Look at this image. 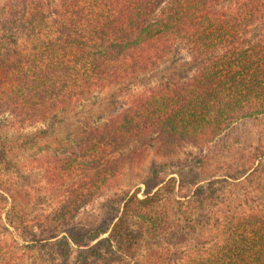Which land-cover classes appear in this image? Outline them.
I'll return each instance as SVG.
<instances>
[{
	"label": "trees",
	"instance_id": "trees-1",
	"mask_svg": "<svg viewBox=\"0 0 264 264\" xmlns=\"http://www.w3.org/2000/svg\"><path fill=\"white\" fill-rule=\"evenodd\" d=\"M181 52L187 71L145 78ZM113 86L125 102L86 123L53 177L63 219L34 222L0 172L3 228L23 241L0 243V264L28 251L53 264L74 251L73 264H264V141L209 169L239 124L264 121V0H0V120L36 126Z\"/></svg>",
	"mask_w": 264,
	"mask_h": 264
},
{
	"label": "rangeland",
	"instance_id": "rangeland-1",
	"mask_svg": "<svg viewBox=\"0 0 264 264\" xmlns=\"http://www.w3.org/2000/svg\"><path fill=\"white\" fill-rule=\"evenodd\" d=\"M190 56L179 53L175 59L165 63L163 70L146 73L144 76L147 80L162 77L165 73H170L174 70H185L190 68ZM104 89L93 98H86L78 101L75 105L66 109L65 113H61L57 118L53 119L51 115L43 118L36 126L19 128L12 125L11 120H0V136L1 141L6 145V152L0 159L1 179L4 185L8 186L12 192H18L16 196L22 206L29 204V210L33 211L30 214L34 222L36 217H57L56 220L63 219L60 217L61 203L67 195L59 191L53 184V177H56L55 172L67 173L75 152L79 150L83 139L85 138L86 123H93L98 120L105 119L114 107L125 102L120 91ZM10 121V122H8ZM52 122L55 125L52 126ZM37 128L49 129L43 137L37 138L35 143L24 142V136L27 133H34ZM264 141V121H245L239 124L236 129L228 137V144L233 146L229 150L216 149L209 157V169L217 171V174H222L221 166L234 164L235 160L243 154L254 150V147ZM234 145V144H233ZM195 153L196 149L193 145H185L180 153L186 156L189 153ZM51 166H56L52 171ZM57 170V171H56ZM139 171L125 172L124 179L130 184L136 182ZM143 186V185H142ZM117 186L112 188L113 193ZM89 192V189L86 190ZM106 192H101L94 197L93 204L96 208L97 204H102L107 198ZM143 196L142 191L139 193ZM45 203V205H44ZM44 205L47 208L46 211ZM92 205V200H87V205ZM87 216L91 214L87 213ZM4 216V215H3ZM4 218L0 217V243L2 251L12 249L11 247L21 245L23 243L18 232L12 228L6 230L4 226ZM146 249L148 246L144 244ZM143 249V250H144ZM1 251V252H2ZM15 251V250H14ZM16 256V252L14 253ZM26 262L22 264H53L38 251H28L25 254ZM76 259V251H74L65 264H73Z\"/></svg>",
	"mask_w": 264,
	"mask_h": 264
}]
</instances>
